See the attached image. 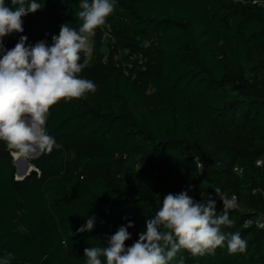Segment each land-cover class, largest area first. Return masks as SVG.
Listing matches in <instances>:
<instances>
[{
	"label": "trees",
	"instance_id": "16d2710c",
	"mask_svg": "<svg viewBox=\"0 0 264 264\" xmlns=\"http://www.w3.org/2000/svg\"><path fill=\"white\" fill-rule=\"evenodd\" d=\"M37 2L42 8L22 18L24 31L3 38L5 49L21 36L51 46L62 24L81 26L80 0ZM106 25L114 41L105 44ZM93 40L79 75L97 89L50 109L46 131L60 147L29 159L39 174L19 180L25 158L16 156V165L0 141V257L87 264L85 248L104 247L131 222L130 247L164 196L191 186L195 201L215 199L218 215L215 188L236 198L234 223L221 230L239 232L247 250L230 255L225 243L176 259L264 264V229L245 225L264 212V0H116ZM135 53L142 62L131 60ZM92 217L93 230L77 233Z\"/></svg>",
	"mask_w": 264,
	"mask_h": 264
},
{
	"label": "clouds",
	"instance_id": "9594fccd",
	"mask_svg": "<svg viewBox=\"0 0 264 264\" xmlns=\"http://www.w3.org/2000/svg\"><path fill=\"white\" fill-rule=\"evenodd\" d=\"M12 7L0 0V141L18 157L28 158L37 151L51 153L59 148L55 138L46 131L50 109L61 100L85 98L95 93L97 85L80 77L87 66L83 53L90 56V38L95 30L106 24L113 14L116 0H80L79 29L64 23L59 35L52 36V45L39 41L27 45L21 36L14 48H4L3 38L12 33H22L23 17L42 8L37 0H10ZM203 170V164L200 163ZM223 211L217 214L216 202L211 196L203 202L195 201L187 191L169 193L154 217L146 220V231L130 247L125 242L131 238L129 222L111 235L104 247L84 249L87 264H184L178 260L181 250L193 257L214 254L218 247L227 244L228 253H245L247 241L239 232L226 233L222 226L231 227L229 218L233 201L220 196ZM95 217L87 219L77 233L91 232ZM71 235L74 233L71 232ZM66 243V241H65ZM13 254L0 257V264H10ZM102 258H104L102 260Z\"/></svg>",
	"mask_w": 264,
	"mask_h": 264
},
{
	"label": "built area",
	"instance_id": "2783aa9c",
	"mask_svg": "<svg viewBox=\"0 0 264 264\" xmlns=\"http://www.w3.org/2000/svg\"><path fill=\"white\" fill-rule=\"evenodd\" d=\"M254 2L257 3L258 1H254ZM105 29H106V30H105L104 35H103V41H104V43L106 44V43L109 42V41H114V37H113V35H112V27H111V26L106 25V26H105ZM92 39H93V37L90 38V44H91ZM148 44H149V43H147L146 46H148ZM91 57H92V52H91V55H90V56H87V57H86V59H87V60H90ZM115 59H116V60L118 59V55L115 56ZM134 59H139L140 62H142V61H143V56H142V54L135 53V54L131 55V60H134ZM131 62H132V61H131ZM13 157H14V160H16L15 155H13ZM259 164L264 166V159H261V160L259 161ZM198 166L200 167V163H198ZM37 170H38V169H37ZM37 173L39 174V170H38ZM186 191L188 192V195H189V196H192L193 193H194V189H193V187H191V186L188 187ZM232 201H233V207H234V206H237V204H236V198H235V197H232ZM245 225H246L247 227L253 226V227H257V228H259V229H264V212H260V213L257 214L256 216H254V217H252V218H249V219L246 221Z\"/></svg>",
	"mask_w": 264,
	"mask_h": 264
},
{
	"label": "water",
	"instance_id": "95a60500",
	"mask_svg": "<svg viewBox=\"0 0 264 264\" xmlns=\"http://www.w3.org/2000/svg\"><path fill=\"white\" fill-rule=\"evenodd\" d=\"M77 30H78V29H77ZM40 154H41V152H40L39 154H37V155H33V156H31L30 158H35V157H37V156L40 155ZM25 162L27 163L26 170L29 169L30 166L33 167V170L30 171V172H29V171H26L25 174H24L23 176L18 177V174H19V168H18V166H17V178H18L19 180L24 179L25 177H27V176L30 175V174H33V173H37V172H38L37 168H36L34 165H32V164L29 162V160H28L27 158H25ZM15 163H16V160H15ZM16 165H17V163H16Z\"/></svg>",
	"mask_w": 264,
	"mask_h": 264
},
{
	"label": "bare ground",
	"instance_id": "6f19581e",
	"mask_svg": "<svg viewBox=\"0 0 264 264\" xmlns=\"http://www.w3.org/2000/svg\"><path fill=\"white\" fill-rule=\"evenodd\" d=\"M39 153H40V152H39ZM39 153H37V154H39ZM37 154H36V155H37ZM15 157H16V155H15ZM16 160H17V158H16ZM24 161H25V160H24ZM25 163H26V162H25ZM26 167H27V163H26ZM26 167H25V169H24L22 172L19 171V174H22L21 176H23V175L25 174L26 171H29V169H30L31 166H30L29 169H27V170H26ZM29 172H30V171H29ZM19 174H18V177H20Z\"/></svg>",
	"mask_w": 264,
	"mask_h": 264
},
{
	"label": "rangeland",
	"instance_id": "374dc122",
	"mask_svg": "<svg viewBox=\"0 0 264 264\" xmlns=\"http://www.w3.org/2000/svg\"><path fill=\"white\" fill-rule=\"evenodd\" d=\"M92 37H93V36H92ZM92 37H91V38H92ZM93 46H94V40L92 39V41H91V47H93ZM27 159L29 160V159H31V158L28 157Z\"/></svg>",
	"mask_w": 264,
	"mask_h": 264
}]
</instances>
